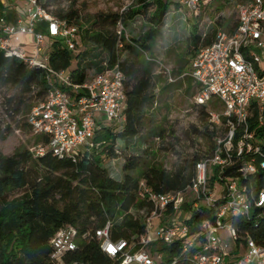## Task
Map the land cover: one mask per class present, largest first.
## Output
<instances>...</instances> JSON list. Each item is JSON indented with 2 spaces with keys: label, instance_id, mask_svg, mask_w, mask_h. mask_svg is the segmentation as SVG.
<instances>
[{
  "label": "built area",
  "instance_id": "2783aa9c",
  "mask_svg": "<svg viewBox=\"0 0 264 264\" xmlns=\"http://www.w3.org/2000/svg\"><path fill=\"white\" fill-rule=\"evenodd\" d=\"M198 1L203 0L187 4L195 8ZM121 30L119 24L118 34ZM46 37L74 53L79 28L53 16L40 0H0V54L44 71L48 87L43 100L25 115L27 126L41 137L31 154L75 159L101 147L93 138L105 123L123 120L125 77L118 66L108 69L103 62L104 71L74 82L70 73L50 67L48 55L39 59ZM184 77L198 87L194 106L205 107L212 100L221 106L207 110L206 137L188 151L198 154L193 179L185 188L165 193L141 179L136 192L140 204L128 214L144 233L136 240L112 241L108 221L94 238L113 264H264V246L249 236L241 238L233 223L253 219L254 207L264 208V189L253 190L255 176H264V0L240 4L234 30L218 31L216 41L200 48L178 78ZM177 160L176 166L182 161ZM88 237L70 226L60 229L50 241L52 259L75 251Z\"/></svg>",
  "mask_w": 264,
  "mask_h": 264
},
{
  "label": "trees",
  "instance_id": "16d2710c",
  "mask_svg": "<svg viewBox=\"0 0 264 264\" xmlns=\"http://www.w3.org/2000/svg\"><path fill=\"white\" fill-rule=\"evenodd\" d=\"M40 2L50 9L46 0ZM173 4L176 5L170 0H134L131 7L120 13L96 14L88 28L82 32L79 30V44L82 42L87 47L100 49V60L94 64L96 73L105 70L102 63L106 62L108 69L118 66L125 77L123 120L110 123L109 128L99 129L93 141L100 143L101 147L93 153L83 152L75 159H59L49 152L33 157L27 150H18L12 155L0 154V264H113L100 250L94 232L110 221L112 241H132L144 233L143 226L128 214L131 207L140 204L136 197L139 181L144 179L147 186L157 193L180 190L190 184L198 154L187 156L181 164L168 171L148 159L152 149L145 145L146 136H164L152 112L158 88L151 60L165 17ZM52 15L76 25L73 21L77 15L73 10ZM137 16L144 20L148 28L137 38L129 39L125 28ZM75 23H78L77 20ZM118 24L122 26L120 34ZM235 27L236 22L230 26L227 20L220 19L215 28L201 38L197 34V25H194L188 38L193 48L192 57L200 48L213 44L218 31L231 33ZM201 40L203 45L198 48ZM118 44L121 48H117ZM123 48L128 55L121 60L119 52ZM47 55L50 67L70 73L74 82L83 83L89 78L86 77L85 67L77 64L74 70L71 69L80 55L73 56L56 45ZM185 67L186 63L180 61L176 70L178 77L186 72ZM0 86H12L19 92L17 97L7 100L11 118L29 111L32 107L29 96L33 91L38 89L44 94L48 89L44 71L30 69L19 59L6 58L2 54ZM8 131L9 127L0 129V141L5 139ZM117 142L123 143L128 151L133 146L141 151L140 155L133 154L124 159L122 177L118 173L109 175L101 167L105 159L112 157L115 160L123 155L117 148ZM255 178L254 194L264 189V176L256 175ZM18 191L24 192L15 196ZM251 217V220L236 219L233 223L237 225L241 238L249 236L256 244L264 246V208L254 207ZM66 226L89 237L79 241L75 251L53 260L50 241ZM164 250L173 253L168 248Z\"/></svg>",
  "mask_w": 264,
  "mask_h": 264
},
{
  "label": "rangeland",
  "instance_id": "374dc122",
  "mask_svg": "<svg viewBox=\"0 0 264 264\" xmlns=\"http://www.w3.org/2000/svg\"><path fill=\"white\" fill-rule=\"evenodd\" d=\"M170 1L176 3L177 6L173 4L165 17L162 34L153 48V59L151 60L153 75L156 78L158 88L156 90V103L152 112L155 115L154 119L157 125L164 131V136L163 138L146 136L145 142V145L152 149V154L149 155L148 159L154 160L165 168H173L176 166V159L184 161L187 156H190L188 152L190 147L199 146V139L204 140L206 137L207 110L219 111L221 109L216 100L210 101L205 107L194 106L193 98L198 93V87L190 79L178 78L176 75L180 61L186 63L185 71H187L193 59V48L188 43L192 28L197 25V34L203 38L204 34L215 28L220 19L227 20L232 26L237 19V8L244 0H210L209 2L204 0L198 1L195 8L188 6V0ZM46 2L56 16L59 13L65 14L72 10L75 11L78 23H75L76 20L73 23L82 32L89 27L90 21L96 14L120 13L131 7L134 0H46ZM147 28L144 20L137 16L127 24L125 35L129 39L137 38ZM117 30H119V24ZM203 40L198 44V48L203 45ZM53 45L62 47L63 43H54L46 37L42 55L39 57L40 60H43L51 52ZM99 50L97 47L90 45L87 47L80 42L74 53L70 51L73 56L80 55L74 60L71 69L74 70L79 64L86 68L87 78L95 74L96 67L94 64L98 63L101 57ZM84 52L86 53L85 56L82 55ZM119 54L121 60H124L128 55L124 48L120 49ZM169 76L176 79L171 86V82L168 80ZM18 93V90L12 86H0V129L9 127V131L5 133V139L0 141V154L3 155H12L18 150H27L31 153L41 142H38L39 137L33 134L27 126L26 114L14 118L9 116L11 111L7 100L10 97H17ZM44 97L45 93H40V90L37 89L29 96V103L34 105L42 101ZM96 120L97 125H101V118L96 117ZM109 127V123L104 124V128ZM116 145L123 155L115 160L112 157L105 159L101 167L106 169L109 175L118 173L122 177L124 159L133 156V154L140 155L141 151L134 146L128 151L125 149V145L120 142H117ZM79 150H83V148H79ZM93 152L94 150L91 151V153ZM23 192L18 191L15 196L22 195ZM158 224L159 220H153L154 226H158ZM225 243L228 245V250L233 248L229 238L225 240Z\"/></svg>",
  "mask_w": 264,
  "mask_h": 264
},
{
  "label": "crops",
  "instance_id": "0c3cea01",
  "mask_svg": "<svg viewBox=\"0 0 264 264\" xmlns=\"http://www.w3.org/2000/svg\"><path fill=\"white\" fill-rule=\"evenodd\" d=\"M9 18H12L13 19L14 18V15L13 14H10L9 15Z\"/></svg>",
  "mask_w": 264,
  "mask_h": 264
},
{
  "label": "snow or ice",
  "instance_id": "6c2138e0",
  "mask_svg": "<svg viewBox=\"0 0 264 264\" xmlns=\"http://www.w3.org/2000/svg\"><path fill=\"white\" fill-rule=\"evenodd\" d=\"M111 250V249H110Z\"/></svg>",
  "mask_w": 264,
  "mask_h": 264
}]
</instances>
